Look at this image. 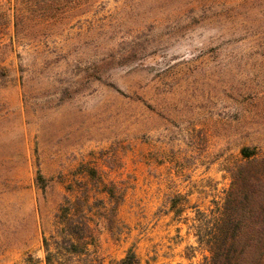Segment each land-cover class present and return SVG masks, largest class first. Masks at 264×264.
<instances>
[{"label": "rangeland", "instance_id": "rangeland-1", "mask_svg": "<svg viewBox=\"0 0 264 264\" xmlns=\"http://www.w3.org/2000/svg\"><path fill=\"white\" fill-rule=\"evenodd\" d=\"M85 3L13 42V0H0V264H46L44 237L52 264L130 250L190 264L186 247L197 264L194 231H169L154 198L200 203L228 187L243 147L264 157V0ZM87 183L93 216L119 208L102 190L125 201L122 242L81 230L70 254L62 222L91 206Z\"/></svg>", "mask_w": 264, "mask_h": 264}, {"label": "trees", "instance_id": "trees-1", "mask_svg": "<svg viewBox=\"0 0 264 264\" xmlns=\"http://www.w3.org/2000/svg\"><path fill=\"white\" fill-rule=\"evenodd\" d=\"M87 1L13 0V42L28 39L27 30L38 25L57 23L68 16H80ZM3 18L0 16V25ZM4 76V70L0 68V77ZM240 155L241 160L231 172L228 187L218 190L208 208H196V216H187L184 220L196 237L197 247H192L193 250L202 248L207 253L197 264H264V157L251 147H243ZM37 182L45 189L46 180L40 172ZM80 217V222L73 220L69 214L63 218L61 235L71 245L67 250L70 254L81 252L75 242L81 239V230L87 231L88 218L84 214ZM43 242L46 264H52L46 237ZM194 258L193 255L188 257L189 260ZM68 264H102V261L100 258H81L80 262ZM115 264H140V260L130 250L124 259Z\"/></svg>", "mask_w": 264, "mask_h": 264}, {"label": "crops", "instance_id": "crops-1", "mask_svg": "<svg viewBox=\"0 0 264 264\" xmlns=\"http://www.w3.org/2000/svg\"><path fill=\"white\" fill-rule=\"evenodd\" d=\"M100 193H101V196H103V198H102L103 200H101L103 207L106 208V206H108V205L114 206L115 204L117 207H119V208L114 209L115 211H114L113 215L110 218L105 219L103 217L93 216V214L90 213V211L92 212L91 199L93 197H95L96 195L95 196L93 195V191L91 190L88 183L86 184V189L84 190L83 197H84V195L87 194V198H84V199H87L88 200L87 204L91 203V206L87 205L85 209H82V211L79 210L80 211L79 215L84 214L88 218L86 229L89 232L90 237H94V239H96V241L98 238V242L100 243V245H101L100 238L104 237V235L107 237L109 236L107 243H110L111 242L110 238H113V241L115 243L120 244L122 242L121 241L122 235L117 233V232H119V229H116L117 227H115V226L119 225L121 217H124L123 215H124V212L126 210L125 209V201L121 200V201H119V203H117V202L115 203V197H113V193L109 190H106V189L100 191ZM159 195L160 196L154 198L155 202L157 203L155 205L154 212L161 219V221L164 219H169L168 223L165 224L166 228L169 229V231L174 229L175 232H177L179 235L183 231V227H186L189 230V232H191V230L188 227L189 224L184 223L185 218L187 216H193L195 213V209L201 208V205L204 206V209L208 208L209 205H207V204L210 202V200H212L215 197V194L211 196L209 193H207L208 196L205 194L203 199L201 198L200 203H196V202L192 201V195L193 194L190 192H187L184 195L179 193V196H176V197L174 196L172 198H169V201L166 202V201L162 200L160 190H159ZM78 197L80 198V200H82L81 196H76L75 200H78L77 199ZM207 197H208V199H207ZM77 202L80 203V201H77ZM204 209H202V210H204ZM92 217H94V218H92ZM62 227H64V226H62ZM95 236H96V238H95ZM179 239H181V241L179 240L178 243L182 244L184 242L183 238H179ZM91 244H95V242L91 243ZM95 246L97 248H99V246L97 244H95ZM187 248L188 247H186L185 249L187 250ZM100 249H101V246H100L99 250ZM186 250L184 251V253L180 257H181V259L187 260L190 262V264H192V261L194 259H192V260L188 259L187 255L185 254ZM127 253L123 258L114 259L111 262H109V264H115V262L124 259L127 256ZM138 258H139V256H138ZM101 261H102V264H107L106 258L104 260L101 259ZM178 264H184V262L183 261L178 262Z\"/></svg>", "mask_w": 264, "mask_h": 264}]
</instances>
